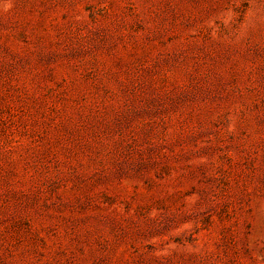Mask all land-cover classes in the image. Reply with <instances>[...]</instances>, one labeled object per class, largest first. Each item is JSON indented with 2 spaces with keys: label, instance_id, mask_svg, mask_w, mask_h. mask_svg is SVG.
Returning <instances> with one entry per match:
<instances>
[{
  "label": "rangeland",
  "instance_id": "obj_1",
  "mask_svg": "<svg viewBox=\"0 0 264 264\" xmlns=\"http://www.w3.org/2000/svg\"><path fill=\"white\" fill-rule=\"evenodd\" d=\"M0 264H264V0H0Z\"/></svg>",
  "mask_w": 264,
  "mask_h": 264
}]
</instances>
